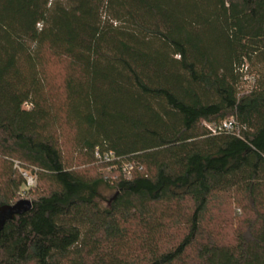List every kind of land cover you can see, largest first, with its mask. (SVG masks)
Returning <instances> with one entry per match:
<instances>
[{
	"label": "trees",
	"instance_id": "obj_1",
	"mask_svg": "<svg viewBox=\"0 0 264 264\" xmlns=\"http://www.w3.org/2000/svg\"><path fill=\"white\" fill-rule=\"evenodd\" d=\"M19 167L0 264H264V0H0V206Z\"/></svg>",
	"mask_w": 264,
	"mask_h": 264
},
{
	"label": "rangeland",
	"instance_id": "obj_2",
	"mask_svg": "<svg viewBox=\"0 0 264 264\" xmlns=\"http://www.w3.org/2000/svg\"><path fill=\"white\" fill-rule=\"evenodd\" d=\"M47 74L52 84H54L55 86L60 85L65 75L63 64L55 63V62L49 64L47 67ZM251 85L252 84H245L243 86V90H249L251 88ZM68 158L70 161H73L74 163H81L80 158L74 155V152L72 151L70 154H68ZM85 168L87 169L90 175H95V176L100 175L110 180H114L117 176V173L115 171H112L110 168L104 167L101 164H95V165L85 167ZM43 188H44L43 183H38L37 186L34 187L32 190H30V192L27 193L22 199L33 200L37 195L42 193ZM114 193H115L114 190L107 188V187H103L101 201L104 206L108 204V201L111 199ZM224 214L228 220L233 221L236 218L233 213V208L231 206H227L224 208ZM224 231L226 232L228 236H231L233 232V228L231 227V225H228L227 227L224 228Z\"/></svg>",
	"mask_w": 264,
	"mask_h": 264
},
{
	"label": "built area",
	"instance_id": "obj_3",
	"mask_svg": "<svg viewBox=\"0 0 264 264\" xmlns=\"http://www.w3.org/2000/svg\"><path fill=\"white\" fill-rule=\"evenodd\" d=\"M246 79H248L250 81L252 80V78L249 76H247ZM236 126H237L236 120L233 117H231V118L223 121L219 125L209 126V128L213 131V133H218L221 131H229V132L234 131ZM111 158H113L112 153H107L104 155L105 160H109ZM16 165L18 166V164H16ZM19 171L21 172V174L25 180L24 186L20 192V195L23 198L30 190H32L34 187L37 186L38 174H37L36 168H21V167H19Z\"/></svg>",
	"mask_w": 264,
	"mask_h": 264
},
{
	"label": "water",
	"instance_id": "obj_4",
	"mask_svg": "<svg viewBox=\"0 0 264 264\" xmlns=\"http://www.w3.org/2000/svg\"><path fill=\"white\" fill-rule=\"evenodd\" d=\"M33 207L29 199H21L15 204L0 206V230L3 229L7 221L12 220L17 215H22L30 211Z\"/></svg>",
	"mask_w": 264,
	"mask_h": 264
}]
</instances>
